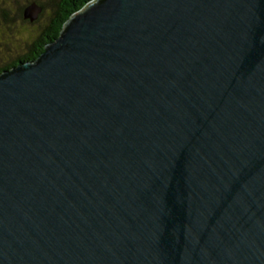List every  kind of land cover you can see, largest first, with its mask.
<instances>
[{
    "label": "water",
    "instance_id": "water-1",
    "mask_svg": "<svg viewBox=\"0 0 264 264\" xmlns=\"http://www.w3.org/2000/svg\"><path fill=\"white\" fill-rule=\"evenodd\" d=\"M0 264H264V0H91L2 70Z\"/></svg>",
    "mask_w": 264,
    "mask_h": 264
},
{
    "label": "rangeland",
    "instance_id": "rangeland-1",
    "mask_svg": "<svg viewBox=\"0 0 264 264\" xmlns=\"http://www.w3.org/2000/svg\"><path fill=\"white\" fill-rule=\"evenodd\" d=\"M31 2L45 5L37 19H24L21 9ZM54 0H0V67L28 51L47 24Z\"/></svg>",
    "mask_w": 264,
    "mask_h": 264
},
{
    "label": "trees",
    "instance_id": "trees-1",
    "mask_svg": "<svg viewBox=\"0 0 264 264\" xmlns=\"http://www.w3.org/2000/svg\"><path fill=\"white\" fill-rule=\"evenodd\" d=\"M54 7L51 11L49 20L45 25V28L38 35L36 40L28 47V51L23 55L17 56L11 62L5 64L4 67H0V72L4 69L14 66L18 62H24L29 60H35L39 54L44 50V45H46L51 40L58 37L59 32L62 28L63 23L70 17L72 14L80 10L87 2L91 0H54ZM36 3L41 7V11L44 10L45 5L41 2H31ZM25 7L21 9L24 10ZM23 12V11H22Z\"/></svg>",
    "mask_w": 264,
    "mask_h": 264
}]
</instances>
